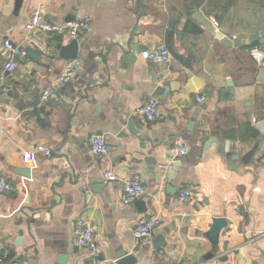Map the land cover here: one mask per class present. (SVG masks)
<instances>
[{"label": "crops", "instance_id": "0c3cea01", "mask_svg": "<svg viewBox=\"0 0 264 264\" xmlns=\"http://www.w3.org/2000/svg\"><path fill=\"white\" fill-rule=\"evenodd\" d=\"M39 7L49 22L90 24L78 71L47 101L68 62L58 46L72 39L27 31ZM200 20L231 40H259L227 47ZM161 43L170 66L142 59ZM128 44L138 48L132 62ZM263 71L264 0H0V177L17 187L0 195V264H87L72 242L80 219L95 227L103 264L123 254L136 264H264ZM152 97L159 114L144 122L138 112ZM94 135L108 142L104 159L90 152ZM110 169L139 177L146 197L123 204L122 183L103 180ZM182 190L195 201L179 202ZM150 218L161 225L137 242V224ZM215 218L227 222L217 238Z\"/></svg>", "mask_w": 264, "mask_h": 264}, {"label": "built area", "instance_id": "2783aa9c", "mask_svg": "<svg viewBox=\"0 0 264 264\" xmlns=\"http://www.w3.org/2000/svg\"><path fill=\"white\" fill-rule=\"evenodd\" d=\"M211 23L215 29L220 27L219 22L216 19H212ZM26 30L29 32H42L48 35L66 36L72 40H80L83 38L89 28L90 24L87 19L75 20L64 24L52 23L46 20L44 16L43 7L34 9L27 21ZM5 48L9 50L14 57H20L24 54L23 49L19 45H15L10 39L6 40ZM44 54L50 55L49 50H42ZM143 60L149 61L153 64H164L170 66L174 62V57L169 48L161 43L152 51H146L141 54ZM80 67L78 60H69L61 74L57 83L51 88L47 89L42 99L44 101L49 100L53 95H56L58 91L65 86L76 74ZM16 68L15 60H10L5 70L7 73H11ZM2 93L14 92V88L10 87L2 89ZM200 100H204L201 98ZM160 101L156 97L150 98L147 103L139 110L138 114L144 122L154 121L159 114ZM89 148L91 154L97 159H104L109 152V146L104 136L94 135L89 139ZM36 150L42 153L44 156H51V150L44 148L43 146H37ZM178 151L182 155H187L189 149L187 147H180ZM105 183L121 182L123 186L122 202L125 205H131L137 200H140L148 194L146 185L139 177L134 178H120L118 174L110 169L103 175ZM17 187L4 177H0V195L2 194H15ZM178 200L181 203H191L195 201V197L187 190H182L179 193ZM235 214L239 212L234 211ZM161 225L159 218H150L137 224L134 230V237L136 241L152 238L155 230ZM72 242L81 248L88 251L89 259L87 264H103L99 258V248L96 241V230L93 224L87 220L80 219L76 222Z\"/></svg>", "mask_w": 264, "mask_h": 264}, {"label": "water", "instance_id": "95a60500", "mask_svg": "<svg viewBox=\"0 0 264 264\" xmlns=\"http://www.w3.org/2000/svg\"><path fill=\"white\" fill-rule=\"evenodd\" d=\"M199 22H201V24L203 25V27L208 30L213 36H215V38H217L219 41H221L225 46L227 47H242V46H249L252 43L256 42L257 40H259V38H257V36H254L253 38L249 39V40H240V39H229L228 37H226L222 32H219L217 30H214V28H212V26L210 25L208 20H200ZM79 41L78 40H72L67 46H58L59 50H60V56L62 59L64 60H75L78 57V51H79ZM138 48L136 46H133L132 44H128L126 46V48H122L123 51V61L124 62H132L134 61V57L132 56L137 50ZM125 66V65H124ZM261 76L264 78V71L261 72ZM264 80V79H263ZM2 85V82L0 81V86ZM127 125L129 126V131L131 134L133 135H139L140 134V130L137 127V125L131 121L129 123H127ZM264 126V125H262ZM261 128V126H259V129ZM24 175L26 177L30 176V172H25ZM227 224L226 220L224 218H215L213 220V225L211 228V232L210 235L213 238H217L220 230L225 227ZM165 246V242H163L162 239H158V242H155V247L156 248H161ZM66 259V257H63L61 259V263L64 262V260ZM137 260L134 258L133 255H129V254H123L122 256H120L116 262V264H136Z\"/></svg>", "mask_w": 264, "mask_h": 264}]
</instances>
